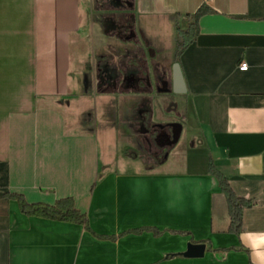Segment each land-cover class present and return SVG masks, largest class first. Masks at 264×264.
<instances>
[{"label": "crops", "instance_id": "1", "mask_svg": "<svg viewBox=\"0 0 264 264\" xmlns=\"http://www.w3.org/2000/svg\"><path fill=\"white\" fill-rule=\"evenodd\" d=\"M132 3L160 40L103 30L91 61L82 0H0V264H264V0ZM204 4L179 61L186 122L162 157L170 129L151 106L175 95V54L164 80L152 54ZM212 164L252 202L240 234ZM6 194L72 198L86 221L26 215Z\"/></svg>", "mask_w": 264, "mask_h": 264}, {"label": "rangeland", "instance_id": "2", "mask_svg": "<svg viewBox=\"0 0 264 264\" xmlns=\"http://www.w3.org/2000/svg\"><path fill=\"white\" fill-rule=\"evenodd\" d=\"M82 3L84 10L83 12H86V10H88V17H85L84 13L82 14V24L87 34V43L84 46V51H87L86 56L90 53L91 61L95 59V53L97 52L96 50L98 46L101 43L109 41L107 36L103 33V30L106 34H112L113 31L116 30L118 32H121L120 35L118 34L117 36L122 40L124 39L133 42L143 43V38L145 37L147 38L146 40L148 42L150 40H152V42L160 40L158 39L159 31L154 30V28L152 27L139 25L141 32L139 33L138 23L132 12V0H82ZM108 11H110V15L106 16L105 12ZM107 26L111 27L108 32H106L105 30ZM135 27L138 32L135 31ZM184 27H186V24L184 25ZM176 37L177 29H175L173 33L172 46L169 44L165 47L163 43L161 44L163 45V55L161 56L160 54L158 55L156 53L152 54L153 63L155 65V68L158 70H156V72L158 73V76L161 80L166 79V76L164 74V70H166V68L164 67H168V69H171L172 60L171 58L170 61L168 60V55L174 56L175 54L177 48ZM144 45L146 44L144 43ZM153 49L156 50V47ZM137 51L139 52L140 50L138 49ZM166 63L167 65H165ZM90 75L92 79L95 76L93 72ZM170 87L169 90L171 89ZM181 100L182 99L180 97V94H175L172 100L169 98L161 97L152 99V119H154L156 121L155 123L159 124V126L163 130L168 129L173 123L185 124L186 109L184 103ZM175 132L176 131H174L173 133ZM162 134L164 136V132ZM168 135H171V131L168 133ZM163 136H161V139L163 138ZM170 142L171 141L167 140L166 145H168ZM159 143L161 144V146L164 145V143H162L161 141ZM166 147L167 146H165V148Z\"/></svg>", "mask_w": 264, "mask_h": 264}, {"label": "trees", "instance_id": "3", "mask_svg": "<svg viewBox=\"0 0 264 264\" xmlns=\"http://www.w3.org/2000/svg\"><path fill=\"white\" fill-rule=\"evenodd\" d=\"M213 10L208 8L205 4L202 5L194 14L185 16L186 27H178L177 29V48L175 51V62H179L184 51L196 41L199 32V20L203 15L212 13ZM174 133L172 139H174ZM172 146L162 152L163 157H167L175 143L172 140ZM212 173L219 179L220 186L226 196L228 203L229 215L231 218L230 231L235 234H240L243 230V215L244 210L252 205L250 200L238 196L228 181L211 165ZM10 198L18 201L23 213L30 216H38L47 219L73 221L84 223L86 217L80 213L75 206V201L72 198H62L55 204L50 205L46 203H29L20 194H6Z\"/></svg>", "mask_w": 264, "mask_h": 264}, {"label": "water", "instance_id": "4", "mask_svg": "<svg viewBox=\"0 0 264 264\" xmlns=\"http://www.w3.org/2000/svg\"><path fill=\"white\" fill-rule=\"evenodd\" d=\"M172 75H173L172 91L175 94L187 93L186 80L180 62H175L173 64ZM172 125L176 127V132L173 141L174 143H177L181 137L183 126L180 123H173ZM204 249H205V245L203 244H190L188 246L187 252L185 253V256L187 257L202 256L204 253Z\"/></svg>", "mask_w": 264, "mask_h": 264}, {"label": "flooded vegetation", "instance_id": "5", "mask_svg": "<svg viewBox=\"0 0 264 264\" xmlns=\"http://www.w3.org/2000/svg\"><path fill=\"white\" fill-rule=\"evenodd\" d=\"M169 129H170V131H171V135H167V136H166V134H164L163 138L160 140L162 143H164V142L166 143L167 140L171 141V142L167 145L166 148L163 147V151H165L166 149L170 148V146L173 145V144H172V140H173V139H172L171 136H173V132L176 131V127L170 125ZM174 134H175V133H174ZM166 137H167V138H166Z\"/></svg>", "mask_w": 264, "mask_h": 264}, {"label": "built area", "instance_id": "6", "mask_svg": "<svg viewBox=\"0 0 264 264\" xmlns=\"http://www.w3.org/2000/svg\"><path fill=\"white\" fill-rule=\"evenodd\" d=\"M240 69H241V70H247V69H248V64H247L246 62H242V63L240 64Z\"/></svg>", "mask_w": 264, "mask_h": 264}]
</instances>
